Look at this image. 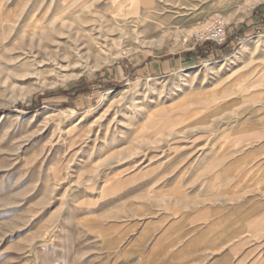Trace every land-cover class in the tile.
<instances>
[{"label": "rangeland", "instance_id": "rangeland-1", "mask_svg": "<svg viewBox=\"0 0 264 264\" xmlns=\"http://www.w3.org/2000/svg\"><path fill=\"white\" fill-rule=\"evenodd\" d=\"M222 214L264 259V0H0V264H181Z\"/></svg>", "mask_w": 264, "mask_h": 264}, {"label": "crops", "instance_id": "crops-1", "mask_svg": "<svg viewBox=\"0 0 264 264\" xmlns=\"http://www.w3.org/2000/svg\"><path fill=\"white\" fill-rule=\"evenodd\" d=\"M221 216V220L216 217L200 231H190L191 235L181 241L174 259L181 264H264L262 246L247 247L248 241L243 240L248 237L245 227L233 229L231 214ZM243 217L238 215V222Z\"/></svg>", "mask_w": 264, "mask_h": 264}]
</instances>
